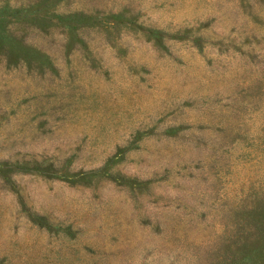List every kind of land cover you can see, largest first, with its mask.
<instances>
[{
  "label": "rangeland",
  "instance_id": "374dc122",
  "mask_svg": "<svg viewBox=\"0 0 264 264\" xmlns=\"http://www.w3.org/2000/svg\"><path fill=\"white\" fill-rule=\"evenodd\" d=\"M0 264H264V0H0Z\"/></svg>",
  "mask_w": 264,
  "mask_h": 264
}]
</instances>
